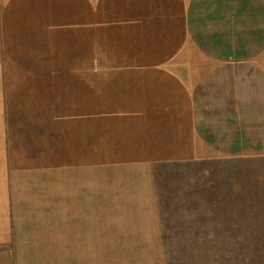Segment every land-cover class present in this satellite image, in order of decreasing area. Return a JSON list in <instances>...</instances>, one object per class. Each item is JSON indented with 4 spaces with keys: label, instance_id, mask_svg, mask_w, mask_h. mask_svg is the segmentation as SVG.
<instances>
[{
    "label": "crops",
    "instance_id": "0c3cea01",
    "mask_svg": "<svg viewBox=\"0 0 264 264\" xmlns=\"http://www.w3.org/2000/svg\"><path fill=\"white\" fill-rule=\"evenodd\" d=\"M255 155L264 0H0V264H165L153 167Z\"/></svg>",
    "mask_w": 264,
    "mask_h": 264
},
{
    "label": "rangeland",
    "instance_id": "374dc122",
    "mask_svg": "<svg viewBox=\"0 0 264 264\" xmlns=\"http://www.w3.org/2000/svg\"><path fill=\"white\" fill-rule=\"evenodd\" d=\"M152 177L165 264H264L263 156L164 162ZM54 225L33 223L26 249L53 244Z\"/></svg>",
    "mask_w": 264,
    "mask_h": 264
}]
</instances>
